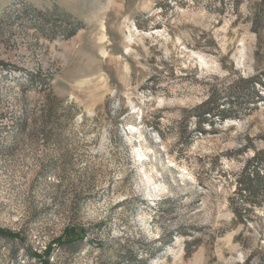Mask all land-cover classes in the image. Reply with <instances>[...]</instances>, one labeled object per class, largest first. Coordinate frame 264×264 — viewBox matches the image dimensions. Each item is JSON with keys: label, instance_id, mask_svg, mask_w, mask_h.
Masks as SVG:
<instances>
[{"label": "rangeland", "instance_id": "rangeland-1", "mask_svg": "<svg viewBox=\"0 0 264 264\" xmlns=\"http://www.w3.org/2000/svg\"><path fill=\"white\" fill-rule=\"evenodd\" d=\"M263 73L264 0H0V264H264Z\"/></svg>", "mask_w": 264, "mask_h": 264}, {"label": "trees", "instance_id": "trees-1", "mask_svg": "<svg viewBox=\"0 0 264 264\" xmlns=\"http://www.w3.org/2000/svg\"><path fill=\"white\" fill-rule=\"evenodd\" d=\"M38 13H40L41 15L46 14L44 11L41 10H36ZM252 15L253 18V24L252 27L253 29L256 28V25L260 22V20H258L257 16V12L256 10L252 8ZM77 29H74L70 35L72 36ZM261 78H264V73L262 75ZM260 78V79H261ZM250 82L254 83L259 81V85L261 86L263 92H264V85L262 84L261 80H258V78H250L249 79ZM26 85L32 89L34 92H39V91H44L46 90L49 86V79L46 78V76H40L38 75H33V74H27V78H26ZM254 90V88H253ZM254 94H256L255 92H253ZM260 100L261 98L259 96H257ZM232 98H228L226 99V101L228 100V102L223 104L216 103V101L211 100V98L209 100H207V102H205L204 104L200 105V109H204L203 113L201 116H198L199 121H203V122H207L210 125L213 124L215 121H223L225 119H227L228 117H231L230 114H228L227 109H229V106L232 105L233 106V102L231 101ZM225 105L228 106L227 109H225ZM206 108V109H205ZM221 108V109H220ZM27 119L25 118L21 123L17 124L19 126V128L24 131V129L27 127ZM253 158L251 160L252 166L253 168H245V171L242 173V175L237 179L236 181V191L235 194L238 195H247L248 197H252V195L254 194V191L258 188H256V186H258L260 184V182L264 181V148L263 150L259 151V152H255L253 154ZM260 161V162H259ZM263 161V162H262ZM253 182L255 183V185L253 184ZM234 216L237 217V212L233 211ZM82 234V232H76L75 228H66L64 230L63 235H61L57 240H54L53 242H51L43 251V255H38L34 253V257L38 258L42 263L41 264H49V255L51 253V249L53 248V246H73V244H75L76 242L81 241L82 238H80V235ZM0 238L2 239H6L9 241H12L14 239L22 242L23 241V237H21V235L19 233L16 232H11L9 230H5L0 228Z\"/></svg>", "mask_w": 264, "mask_h": 264}]
</instances>
